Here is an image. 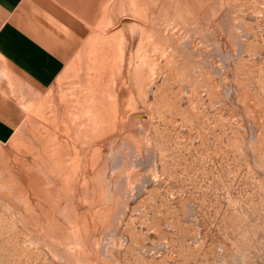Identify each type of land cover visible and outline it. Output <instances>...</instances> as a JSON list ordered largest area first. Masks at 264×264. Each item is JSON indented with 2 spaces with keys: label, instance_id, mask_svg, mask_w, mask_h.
Instances as JSON below:
<instances>
[{
  "label": "rangeland",
  "instance_id": "rangeland-1",
  "mask_svg": "<svg viewBox=\"0 0 264 264\" xmlns=\"http://www.w3.org/2000/svg\"><path fill=\"white\" fill-rule=\"evenodd\" d=\"M82 29L0 141V264H264V0Z\"/></svg>",
  "mask_w": 264,
  "mask_h": 264
},
{
  "label": "crops",
  "instance_id": "crops-1",
  "mask_svg": "<svg viewBox=\"0 0 264 264\" xmlns=\"http://www.w3.org/2000/svg\"><path fill=\"white\" fill-rule=\"evenodd\" d=\"M111 0H0V141L25 118L22 97L65 73L82 25Z\"/></svg>",
  "mask_w": 264,
  "mask_h": 264
}]
</instances>
